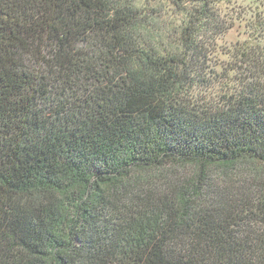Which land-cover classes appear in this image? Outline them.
<instances>
[{
  "label": "trees",
  "instance_id": "trees-1",
  "mask_svg": "<svg viewBox=\"0 0 264 264\" xmlns=\"http://www.w3.org/2000/svg\"><path fill=\"white\" fill-rule=\"evenodd\" d=\"M224 1L0 0V264H264V17L216 69Z\"/></svg>",
  "mask_w": 264,
  "mask_h": 264
},
{
  "label": "rangeland",
  "instance_id": "rangeland-1",
  "mask_svg": "<svg viewBox=\"0 0 264 264\" xmlns=\"http://www.w3.org/2000/svg\"><path fill=\"white\" fill-rule=\"evenodd\" d=\"M130 1L140 2V4L146 3V0ZM220 6L224 12L229 14L227 24L232 22L233 25L227 31L226 35L218 40L217 44L215 43L211 48V65L216 69L227 63L230 59L227 54L229 52L228 48H234L237 43L242 42L249 37V34L247 33L248 21L256 19L258 14H260V16L262 14V17H264V0H225ZM164 27L165 23L163 22L151 27L152 30H155L154 35L156 37L149 38L146 35L149 44L160 46L165 43L158 37L162 33ZM262 168L264 175V166ZM185 171L187 174L191 173L190 169Z\"/></svg>",
  "mask_w": 264,
  "mask_h": 264
}]
</instances>
